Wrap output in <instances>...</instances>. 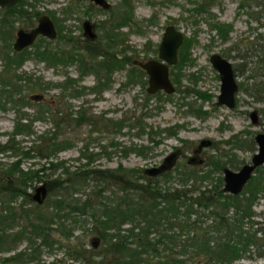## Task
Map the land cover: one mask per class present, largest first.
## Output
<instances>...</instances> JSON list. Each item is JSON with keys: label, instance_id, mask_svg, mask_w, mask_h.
<instances>
[{"label": "rangeland", "instance_id": "374dc122", "mask_svg": "<svg viewBox=\"0 0 264 264\" xmlns=\"http://www.w3.org/2000/svg\"><path fill=\"white\" fill-rule=\"evenodd\" d=\"M110 5L103 9L99 5L88 1L78 0H36L35 8L48 13L51 10L58 25L57 36L54 39H45L43 43L49 47L68 48L74 45L73 52L81 53L89 61L102 59V51H114L117 57L124 54L131 56L130 63L127 62L122 68H116L111 72L110 80L97 90L98 77L90 68L85 73L80 74L79 60L74 57L72 61L58 62L50 66L41 59L34 57L31 53L24 56V60L16 70L20 75H31L33 82L25 78L16 80L20 84L13 98L15 101L7 100L4 107H0V184L7 181H14V176L7 174L12 164L20 159L19 166L24 169H38L42 163L47 165L49 160H61L65 166L72 171L83 168H106L123 165L125 167H137L142 173L144 167L158 164L163 156L179 146L182 148V155L176 161L175 166L183 167L190 165L187 157L198 141L203 138H210L212 144L203 146L200 156L204 159L199 167L209 168L207 160L212 155L220 160L222 167L228 166L232 169L239 168L243 163L248 162L252 154L257 149L254 135L257 132H264V99H257L249 94L245 88H238L236 92V103L234 107L225 104H216V96L220 90V78L217 71L212 67L209 55L219 52L227 57L233 65L242 62L236 54L246 52L248 58L253 62L249 66L253 67L254 61L264 58V0L262 5L251 3L239 7L240 0H108ZM246 1V0H245ZM249 1V0H248ZM207 2L206 8L198 10V4ZM72 8L69 9V5ZM131 9V18L127 24L114 29L120 33L121 40L110 42L107 47L106 40H109L105 28H109L113 16L116 13ZM30 10V8L27 7ZM2 11L0 10V17ZM259 17V18H258ZM89 19L93 24V34H87L82 28L84 19ZM229 23L232 25L229 30V38L223 40L217 30L212 27L213 23ZM36 23V18H19L13 22V37L17 27H30ZM173 24L180 29L186 37L193 40L187 47L192 63L184 64L180 67L172 66L181 74L178 80H173L175 90L166 93L159 90L149 93L146 90L147 74L137 75L134 81H127V71L135 61H146L149 58L157 57L158 44L162 37L164 27ZM2 37L4 35L0 34ZM62 35V37L60 36ZM72 40H70L71 37ZM256 40L251 48L246 50L242 45L245 41ZM10 39V45L11 40ZM69 40H68V39ZM116 38V37H115ZM7 38H0V92L11 87L3 86L2 76H9L11 69H5V53H11V47L6 46ZM245 41V42H246ZM98 42V44H97ZM255 42V40H254ZM99 47L94 51H89L87 47ZM238 46V49H235ZM34 47L30 46L28 51ZM180 50V49H179ZM239 50V51H238ZM78 55V54H76ZM137 66V65H136ZM247 71L243 73L240 69L236 75L238 82L243 80ZM66 76L75 78L73 86L80 89L74 92L72 88L60 95L61 86ZM38 77L39 82L34 79ZM104 78L101 76L100 80ZM48 84V85H47ZM46 85V87H45ZM188 90V91H186ZM204 91L208 96L201 97L198 92ZM41 93L42 99H31V95ZM4 95V94H3ZM2 95V97H3ZM18 98L30 101L29 104H20ZM46 100L49 103L60 102L58 108L63 109L58 116H62L67 110L76 115L78 108H84L90 117L100 119L101 117H112L126 119L127 125L119 131H97L90 123L75 125L63 124L60 130V138L68 139L71 143L58 150L51 157L25 156L24 151L34 145V141H39V135H44L48 129H53L50 121L51 112L39 114L37 112L39 101ZM3 100V99H2ZM22 101V100H21ZM62 105L66 107H62ZM190 107H200L207 113L197 115L190 111ZM257 109L258 122L253 123L249 116V111ZM44 116V118H42ZM22 122H30L32 132L17 133L13 135L12 142L9 138L12 135L17 118ZM141 119L143 131L136 125ZM176 129L175 134L167 133L168 127ZM49 131V130H48ZM225 140H229L226 142ZM8 147L2 148V145ZM11 145L14 147L12 148ZM86 145L84 153L93 152V159L87 163V157L81 154L83 146ZM34 152V151H32ZM262 172L264 177V163L261 164L254 174ZM42 179H34L27 187L29 196L17 195L12 199L10 205L20 212V206L25 209L35 211L38 207H45L47 212L54 209L52 202L54 199L65 197L72 200V197L83 199L86 194H90L92 189H100L98 197L101 201H115L121 194L115 184L104 185L100 180L89 176L82 184L77 185V190L71 193L64 188L47 189V195L42 204H37L31 197L34 187L41 182L65 177L62 166L56 169L47 168ZM41 173V172H40ZM221 176L223 184L222 168L215 171L213 176ZM177 171L172 169L171 176L165 180L159 176V185L162 187H180L178 183ZM215 179H209L212 182ZM206 181L203 182L204 185ZM254 204L251 206L252 219L264 218V196L258 194ZM7 200L0 197V209H5ZM38 206V207H37ZM68 204L60 209L61 213L67 212ZM70 216L53 217L48 223L50 226L47 241H42L41 234H34L32 224L23 215H17L7 230L13 234L17 230H23V236L16 240H11L6 246L0 249V264H92L86 262L82 257H76L71 251V243H80L85 248L101 250L105 246L104 239L98 234V227L95 229V219L90 211L81 213L79 210L71 209ZM229 208V214L232 213ZM65 212V213H66ZM21 213V212H20ZM35 222L36 220H31ZM245 223L243 227L254 228ZM131 227L129 222L121 224L117 229L110 227L106 229L107 235L118 230L125 233ZM25 228V229H23ZM137 229V228H135ZM173 230H176L174 227ZM172 231V229L170 230ZM151 237L157 232H150ZM260 235V234H258ZM183 236L182 234L180 235ZM97 237L98 245L92 247V241ZM21 252L17 259L2 262L4 256H11ZM181 256V255H180ZM97 257V256H96ZM220 264V263H219ZM222 264H264V255L240 256L230 262Z\"/></svg>", "mask_w": 264, "mask_h": 264}, {"label": "trees", "instance_id": "16d2710c", "mask_svg": "<svg viewBox=\"0 0 264 264\" xmlns=\"http://www.w3.org/2000/svg\"><path fill=\"white\" fill-rule=\"evenodd\" d=\"M207 2L198 4L197 9H205ZM246 4L245 0L239 1V7ZM123 13V22L127 23L131 18L130 8ZM117 15V14H115ZM259 18V17H258ZM219 36L223 40L229 38V30L232 25L229 23H213ZM109 40H106V45L109 47L110 42L114 39V34L111 31H106ZM260 37H255V42L245 41L242 45L246 46V50L251 48L256 40ZM193 39L185 37L183 44L179 50V61L177 65L178 71L184 64L192 63L187 47ZM114 42V41H113ZM112 46V45H111ZM89 51H100L99 47H87ZM238 49V46H235ZM239 51V50H238ZM32 54L34 57L41 59L47 65L53 66L58 62L66 63L72 61L74 57L79 60L80 74L85 73L88 69H92L98 77V83L95 86L97 90L110 80L111 72L115 68H122L127 62H130L131 56L124 54L122 57H117L116 52L100 51L102 59L98 61H89L81 53L73 52V46L68 48H51L44 45L35 46L32 51L28 49L22 52L23 56ZM9 53H5V69H11L12 73L9 76H2L1 83L3 86L11 87L3 89L0 92V107H4L7 100L15 101L13 98L20 84H16V80L25 78L29 82H33L31 75H20L15 73L13 63L19 65L22 57L19 60L8 58ZM237 57L241 59V63L235 64L237 72L240 69L247 71L243 80L240 81V88L253 95L257 99H264V58H259L254 61L253 67L249 66L252 59L245 52L237 53ZM14 70V71H13ZM176 70H172L175 80L179 79L181 74ZM142 74V70L136 66L129 67L127 71V81H133L137 75ZM104 79L101 81L100 77ZM39 82L36 77L34 81ZM75 78L66 76L65 81L60 84V95L64 96L65 92L72 88L74 92H79L73 86ZM48 85V84H47ZM46 87V85H45ZM1 91V90H0ZM188 91V90H186ZM4 94V95H3ZM201 97H206L208 94L204 91H199ZM3 95V97H2ZM3 99V100H2ZM29 104L30 101L22 102ZM60 102L49 103L46 100L39 101L37 112L44 114L51 112L52 130L48 129L44 135H39V141H34L28 147L24 154L25 156H44L51 157L58 150L69 145L71 141L60 138V130L62 125L71 124L74 121L75 125L82 123H90L94 130L97 131H119L123 126L127 125L126 119L101 117L93 120L90 114H87L86 109L78 108L73 114L67 110L62 116H58L63 109L58 108ZM62 107H66L62 105ZM190 111L197 115L206 114V110L200 107H190ZM21 117L17 118L12 135L9 141L12 142L13 135L21 132H32L30 122H22ZM44 118V116H42ZM136 125L143 131V123L141 119ZM168 127L167 133L175 134L176 129ZM229 142V140H226ZM8 147V144L2 145V148ZM13 148L14 146L11 145ZM86 145L83 146L81 154L87 157L89 163L94 156L93 152L84 153ZM34 151V152H32ZM20 159L16 160L10 169L7 171L11 177L14 176V181H7L0 184V197L7 200L5 205L6 211L0 209V249L10 241L19 239L23 236V230H17L11 234L7 227L17 215L25 216L32 224L31 231L34 234H41L42 241H47L46 235L49 230V222L53 217L70 216L71 209L79 210L81 213L90 211L95 219V229L98 227V234L105 241L103 249L94 250L85 248L80 243H71V251L74 256L82 257L84 261L92 264H222L232 261L240 256H263L264 255V218L254 220L251 216L254 214L251 206L254 204L258 194L264 196V177L262 172L253 174L246 183L243 190L238 194L224 193L221 188V176H213V173L222 168V164L217 157L210 156L207 164L210 167L203 168L195 165H183V167L174 166L173 170L177 171L178 183L180 187L159 185V176L167 180L172 173V170L165 171L157 176H148L142 173L137 167H125L118 165L117 167L106 168H83L77 171H72L69 167L61 164V160H49L47 165L43 164L38 169L24 170L19 166ZM62 166L65 177H57L46 183L48 190L54 188H64L67 192L71 189V193L77 190V185L82 184L89 176L100 180L104 185L115 184L118 186L121 194L115 201H101L98 197L101 194L100 189H92L90 194H86L83 199L72 197L68 200L65 197L54 199L52 205L54 209L47 212L45 207L31 211L21 206L18 212L10 202L17 195L23 196L25 199L29 196L27 187L34 179L41 180L45 169H56ZM41 172V173H40ZM41 178V179H40ZM215 179L212 182H207L209 179ZM206 183L203 184V182ZM68 204L67 212L61 213L60 209ZM232 207V213L229 208ZM36 220L32 222L31 220ZM129 222L131 227L126 229L125 233H120L118 230L107 235L106 229L114 227L119 228L121 224ZM248 223L250 227L244 228L243 225ZM176 230H173V228ZM137 228V229H135ZM25 229V228H23ZM172 229V231H170ZM157 232V235L150 236V232ZM183 235L182 237L180 235ZM260 234V235H258ZM94 248V246L92 245ZM3 248H9V245ZM21 252H17L11 256H4L2 262H8L12 259H17ZM181 255V256H180ZM97 256V257H96Z\"/></svg>", "mask_w": 264, "mask_h": 264}, {"label": "water", "instance_id": "95a60500", "mask_svg": "<svg viewBox=\"0 0 264 264\" xmlns=\"http://www.w3.org/2000/svg\"><path fill=\"white\" fill-rule=\"evenodd\" d=\"M16 0H0V5L13 4ZM103 7H109L108 0H92ZM88 25H90L88 23ZM39 32L54 37L56 30L53 21L47 15H42L39 18L38 25L28 31L19 29L17 38L13 43L16 50L29 45L36 34ZM184 33L175 27L173 24H168L164 27L162 37L158 44L157 58H150L146 61H139L138 65L145 69L147 77L146 90L154 93L158 90H163L166 93H171L175 90V85L171 80L169 66L173 65L178 60V49L184 42ZM209 60L213 68L218 71L220 78V90L216 96V104H225L228 107L235 105V95L238 90V82L233 69L232 62L218 52H213L209 55ZM32 98H41V93L31 95ZM250 117L253 123L258 122L257 109L250 111ZM257 143V149L251 156V161L244 163L239 169H232L228 166L223 167V190L232 194L239 193L244 184L254 172L256 166L264 162V132H257L254 135ZM210 138H203L197 145L195 151H199L201 147L211 143ZM181 153L180 147L166 153L162 160L156 165L144 167L143 173L148 176H157L165 171L171 170ZM193 155L188 159V163H200L203 158H196ZM47 195V186L45 182H41L34 187V192L31 197L37 202L42 203ZM97 237L92 241V245H97Z\"/></svg>", "mask_w": 264, "mask_h": 264}, {"label": "flooded vegetation", "instance_id": "af4514ba", "mask_svg": "<svg viewBox=\"0 0 264 264\" xmlns=\"http://www.w3.org/2000/svg\"><path fill=\"white\" fill-rule=\"evenodd\" d=\"M35 1L36 0H16L13 4H8V5H0V10L2 11V16L0 17V34H2V35H4V37H2L1 35H0V38L1 39H4V38H7L8 39V41L6 42V46L8 47H11V53L8 55V58L9 59H12V60H19V58L20 57H22V60H21V62H20V64L22 63V61L25 59L24 58V56H23V54H22V52H24V50H26V49H28L30 46H33V47H35V46H38V45H40L41 46V48L44 46V44L43 43H47L46 41H45V39H54L56 36H57V27H56V25H58V23H57V21H56V17L54 16V14L52 13V11L51 10H48V13L47 12H44V11H40L39 9H36L35 8ZM78 1H88V2H93L94 4H96V5H99L100 7H102L103 9H107L108 7H103L102 5H100V4H98V3H95L94 1H92V0H78ZM251 3H257V5H262L263 6V2L261 1V0H246V4L245 5H247V4H251ZM72 3H71V5H69V9H71L72 8ZM27 7L28 8H30V10L29 9H27ZM129 9V8H128ZM130 11H131V9H130ZM123 13H124V11L122 12V13H116L117 15H115L114 14V16H113V21H112V23H111V25H110V27L109 28H105V33H106V31H111V34L113 35L114 34V39H113V41L115 40L116 41V39L117 40H121V38H120V33H118V32H116L114 29H116V28H118V27H122L123 25H125V24H127V23H124L123 21ZM42 15H47V16H49V18L53 21V24H54V27H55V30H56V34H55V36L54 37H50V36H48V35H46V34H43V33H41V32H39L38 34H36V36H35V38L33 39V41L29 44V45H27V46H25V47H23L22 49H20V50H16L14 47H13V43H14V41H15V39L17 38V31L21 28V29H24L25 31H28V30H30L31 28H33V27H35V26H37L38 25V22H39V18L42 16ZM27 18L28 20H31V18H36V23L34 24V25H32V26H30V27H27V28H25V27H22V26H19V27H17V29H16V31H15V35H14V37H13V33H12V30H13V28H14V25H13V22L15 21V20H17V19H19V18ZM88 23L90 24V25H88ZM168 25V24H167ZM82 28H83V30H84V32H86L87 34H90V33H92L93 34V32H92V30H93V28H94V24L89 20V19H84L83 20V22H82ZM91 35V34H90ZM61 37H62V35H60ZM13 37V39L11 40V45H10V39ZM69 37H71V36H69ZM116 37V38H115ZM186 37V36H185ZM68 39V38H67ZM69 40V39H68ZM70 40H72V37L70 38ZM185 40V39H184ZM97 44H98V42H97ZM183 44V43H182ZM72 46H73V49H74V45L72 44ZM181 47V46H180ZM180 47H179V49H180ZM51 48H53V47H51ZM56 48H59V47H56ZM34 49V48H33ZM54 49V48H53ZM179 49H178V60H177V62L175 63V64H173V65H170L169 66V72H170V74L172 75V78H173V80H175L174 79V77H173V73H172V70H174V69H171V67L172 66H175V65H177V63H178V61H179ZM158 51V50H157ZM219 53V52H218ZM221 54V53H220ZM222 56H224L223 54H221ZM225 57V56H224ZM153 58H157V57H153ZM227 58V57H226ZM150 59V58H149ZM228 59V58H227ZM6 61V60H5ZM131 61V60H130ZM140 60H138V61H133L134 62V64L135 65H133V64H131L130 65V67L131 66H136L137 68H139V69H141L142 70V73L144 74L146 71H145V69L144 68H142L140 65H138V62H139ZM130 63V62H129ZM20 64L19 65H16V63H13L12 65H13V67H15V73H17V69H18V67L20 66ZM232 65H233V63H232ZM213 67V66H212ZM116 69V68H115ZM215 69V68H214ZM233 69H234V71H235V75H237L238 74V72H237V70H235V65H233ZM216 70V69H215ZM14 71V70H13ZM217 71V70H216ZM217 73H218V71H217ZM17 74H19V73H17ZM147 74V73H146ZM218 76H219V74H218ZM147 77H148V75H147ZM237 78V77H236ZM172 80V79H171ZM134 81V80H133ZM173 82V81H172ZM237 82H238V80H237ZM239 83L240 82H238V88L240 87L239 86ZM159 91V90H158ZM148 92V91H147ZM157 92V91H156ZM150 93V92H149ZM155 93V92H154ZM31 99H42V97L41 98H32V97H30ZM44 99V98H43ZM18 100H20L19 101V103L20 104H22V102H25V101H27L26 99H24V98H18ZM22 100V101H21ZM235 103H236V95H235ZM219 105V104H218ZM235 106V105H234ZM233 106V107H234ZM251 111V110H250ZM250 111H249V116H250ZM252 121V120H251ZM255 140V139H254ZM201 141V139L198 141V143H197V145L199 144V142ZM212 141V140H211ZM226 141V140H225ZM210 144H212V142L210 143ZM209 144V145H210ZM197 145L192 149V152H191V154L187 157V163H188V159H190V157L191 156H193V155H196L197 157V159L198 158H202L201 156H200V152L202 151V149H203V147H201V149L199 150V151H195L196 150V148H197ZM177 147H179V146H177ZM176 148V147H175ZM174 148V149H175ZM180 149H181V153H180V156L182 155V148L180 147ZM173 150V149H172ZM251 159V158H250ZM251 160H249L248 162H250ZM202 162H204V159H203V161ZM202 162H200V163H188V164H190V165H195V166H198V165H200ZM248 162H245V163H248ZM264 163V162H263ZM263 163H261V164H263ZM244 164V163H243ZM242 164V165H243ZM260 164V165H261ZM241 165V166H242ZM260 165H258V166H256L255 167V169H254V171L260 166ZM240 166V167H241ZM223 167H225V166H223ZM223 167H222V170H223ZM239 167V168H240ZM231 168V167H230ZM239 168H237V169H239ZM173 169V168H172ZM171 169V170H172ZM254 174V172L251 174V176ZM250 176V177H251ZM250 179V178H249ZM248 179V180H249ZM248 180H247V182H248ZM246 182V183H247ZM246 183L244 184V186H243V188L245 187V185H246ZM222 186H223V184H222ZM222 186H221V188H222ZM243 188H242V190H243ZM222 191L224 192V193H230V192H227V191H224L223 190V188H222ZM241 192V191H240ZM239 192V193H240ZM230 194H232V193H230ZM235 194H238V193H235ZM37 203V202H36ZM37 204H42V203H37ZM97 245H98V243H97Z\"/></svg>", "mask_w": 264, "mask_h": 264}]
</instances>
